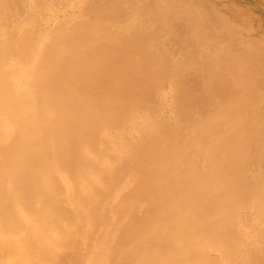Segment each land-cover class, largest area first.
<instances>
[{"label": "bare ground", "instance_id": "obj_1", "mask_svg": "<svg viewBox=\"0 0 264 264\" xmlns=\"http://www.w3.org/2000/svg\"><path fill=\"white\" fill-rule=\"evenodd\" d=\"M238 1L0 0V264H264Z\"/></svg>", "mask_w": 264, "mask_h": 264}, {"label": "rangeland", "instance_id": "obj_2", "mask_svg": "<svg viewBox=\"0 0 264 264\" xmlns=\"http://www.w3.org/2000/svg\"><path fill=\"white\" fill-rule=\"evenodd\" d=\"M205 1V0H204ZM210 3H212V7H213V9H214V11H211V10H213V9H211L210 10V8H209V6H210V3H209V5H208V7H207V4H206V6H205V4H204V7H206V9H209L210 11H211V15L214 13L215 15L217 14V11H222L223 13H227L226 12V10H228L227 8H224L225 6H229V7H232V9H233V0H208ZM213 1V2H212ZM223 1V2H222ZM194 2V1H193ZM192 2V3H193ZM206 2H207V0H206ZM205 2V3H206ZM219 2V3H218ZM238 2H240V5H239V7L240 8H242V9H244V10H247V11H243V12H245L244 14H247L248 16H251V17H257V18H259V19H261L262 21H264V0H239ZM214 4V5H213ZM263 4V5H262ZM216 6V7H215ZM211 7V6H210ZM211 7V8H212ZM221 8V9H220ZM223 9V10H222ZM254 9V10H253ZM258 9H259V11H258ZM209 11V12H210ZM213 12V13H212ZM234 12V11H233ZM231 13H232V10L229 12V16L231 15ZM260 13H262V14H260ZM209 14V16L211 17V18H213L215 15L213 14L212 16ZM259 15V16H258ZM190 16V15H189ZM188 16V17H189ZM205 16H207V15H205ZM208 16V18H210ZM210 18V19H211ZM206 19V18H205ZM236 20V19H235ZM210 22V21H209ZM212 23H214V21L212 22ZM211 23V24H212ZM208 25L210 26V23H208ZM212 27V26H211ZM258 31V28L256 27L254 30H251V31H249V32H247L246 34H244V30H242V34L244 35V36H246V37H249L250 39L251 38H256V36L258 35V33L259 32H257ZM260 32H261V30H259ZM256 32V33H255ZM207 47H206V49L208 48V50L207 51H213V49L212 48H214L215 46H217V43L216 44H214V46L213 45H206ZM215 49H216V47H215ZM215 49H214V51H215ZM211 51V52H212ZM263 168H264V164H260ZM258 167V166H257Z\"/></svg>", "mask_w": 264, "mask_h": 264}]
</instances>
